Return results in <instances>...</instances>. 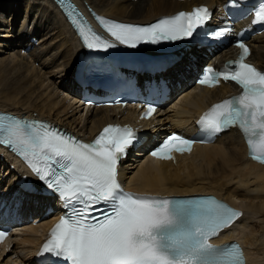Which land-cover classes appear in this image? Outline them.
<instances>
[{"label": "snow or ice", "instance_id": "snow-or-ice-1", "mask_svg": "<svg viewBox=\"0 0 264 264\" xmlns=\"http://www.w3.org/2000/svg\"><path fill=\"white\" fill-rule=\"evenodd\" d=\"M69 17L85 48L107 50L116 43L136 47L141 42L194 39L209 19V10L199 6L146 26L97 16L112 39L97 34L72 12ZM258 22H264V5L255 12L253 23ZM228 31L223 27L207 35L219 38ZM237 46L242 49L237 60L229 61L220 72L206 68L199 83L215 86L222 77L242 91L214 104L197 123L209 134L238 127L251 158L264 163V72L245 62L250 52L242 41ZM146 107L145 116L156 110L151 104ZM136 139L133 128L109 124L91 143H84L45 122L0 114V143L10 146L66 209L40 254H51L64 264H244L239 245L209 243L241 215L224 202L214 197L174 199L123 190L117 179L118 163ZM193 143L172 134L150 155L171 160L174 152H190ZM97 205L104 210L93 216L100 211ZM7 236V231L0 230V242Z\"/></svg>", "mask_w": 264, "mask_h": 264}, {"label": "bare ground", "instance_id": "bare-ground-1", "mask_svg": "<svg viewBox=\"0 0 264 264\" xmlns=\"http://www.w3.org/2000/svg\"><path fill=\"white\" fill-rule=\"evenodd\" d=\"M87 1L110 17L150 22L163 14L190 10L193 5L214 4L219 0ZM31 36H38L40 43L34 45L28 55L23 49L30 44ZM250 42L253 48L250 59L264 68V33L252 37ZM79 52L74 33L50 0H0V109L37 113L38 117L89 138L107 122L127 121L136 115L134 108L115 106L94 107L85 117L82 113L77 115L81 107L77 104L74 94L77 86L72 77ZM237 52L228 46L210 62L222 64ZM193 57H196L195 61L191 59ZM199 58H204L201 50L186 52L184 67L181 66V75L187 78L186 81L190 79L187 66L198 64ZM238 91L239 88L231 84L213 89L187 86L179 93L181 96L177 101L176 97L163 109L161 119L171 122L168 131L192 125L196 115L209 104ZM21 165L18 158L0 145V184L5 189L10 186L15 189L24 171ZM124 165L127 168L122 176L128 187L183 195L215 194L244 209V216L217 242L237 239L245 246L247 264H264V165L247 157V147L236 129L223 133L213 144L198 145L190 154L178 156L173 161L158 162L141 156L136 164H131L128 159ZM16 195L23 199L21 193ZM25 196L24 207L27 201L29 203L25 210L35 218L39 217L44 211L41 207L44 200L29 194ZM50 219L45 217L39 225L30 224L21 230L13 239L15 259L3 261L4 264H33L32 248L42 241ZM6 251L4 248L3 254L13 253Z\"/></svg>", "mask_w": 264, "mask_h": 264}, {"label": "rangeland", "instance_id": "rangeland-1", "mask_svg": "<svg viewBox=\"0 0 264 264\" xmlns=\"http://www.w3.org/2000/svg\"><path fill=\"white\" fill-rule=\"evenodd\" d=\"M36 64H38V62L36 63ZM42 67V66H41ZM49 76V78H50V80H53V79H51V76L50 75H48ZM69 96V98H71V96L70 95H68ZM180 96L181 95H179V97L175 100V101H177L179 98H180ZM173 100V101H174ZM67 102H69V101H67ZM171 103V102H170ZM167 108V107H166ZM167 110V109H166ZM81 113H78L77 115H80ZM169 114V113H168ZM15 247V246H14ZM15 249V248H14ZM10 252H13V253H10ZM10 253V254H9ZM9 255H6L5 257H4V262H6V261H9V260H13V259H15V257H16V254L14 253V251H13V249L11 250V251H9ZM14 261V260H13ZM15 262H17V261H15Z\"/></svg>", "mask_w": 264, "mask_h": 264}]
</instances>
